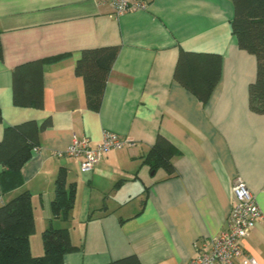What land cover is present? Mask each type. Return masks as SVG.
I'll return each mask as SVG.
<instances>
[{
	"label": "crops",
	"instance_id": "crops-1",
	"mask_svg": "<svg viewBox=\"0 0 264 264\" xmlns=\"http://www.w3.org/2000/svg\"><path fill=\"white\" fill-rule=\"evenodd\" d=\"M136 1L146 10L115 16L103 0H0V141L7 126L50 123L19 177L0 167V206L28 192L34 231L66 229L77 247L63 264L130 256L139 264H188L196 242L226 229L231 186L240 178L263 215L242 247L264 264V115L249 108L256 59L231 33V1ZM112 46L117 55L91 109L74 65L82 50ZM180 51L221 58L204 104L173 77ZM40 60L42 108L14 105V69ZM17 87L24 99L25 83ZM103 132L131 145L107 152L89 173L80 172L78 158L54 156L73 136L95 145ZM158 135L171 144L172 173L151 171L144 161ZM60 170L66 187L75 185L65 221L50 208Z\"/></svg>",
	"mask_w": 264,
	"mask_h": 264
},
{
	"label": "trees",
	"instance_id": "trees-1",
	"mask_svg": "<svg viewBox=\"0 0 264 264\" xmlns=\"http://www.w3.org/2000/svg\"><path fill=\"white\" fill-rule=\"evenodd\" d=\"M233 16L231 33L239 49L256 59V77L248 87V102L252 112L264 115V0H230ZM117 55V47L82 50L75 62L74 72L83 80L87 107L97 109L109 69ZM2 56L0 42V58ZM61 58H55L53 61ZM221 58L218 55L180 51L173 77L205 103L220 76ZM43 61L18 66L12 73L13 104L43 106ZM35 82L34 89L30 86ZM25 83L26 96L20 97L17 85ZM34 90V92H32ZM1 123V113H0ZM49 120L38 125L34 121L3 130L0 141V167L12 178L20 175L37 145L38 134L49 126ZM173 151L169 141L158 135L145 163L151 171L163 168L172 173L170 160ZM75 200V185L66 187L65 173L60 170L54 182V197L50 202L52 216L67 220ZM35 230L31 197L23 192L0 206V264H63V256L77 247L70 242L66 229L48 227L41 233L43 254L32 256L29 237ZM115 264H139L135 256L120 259Z\"/></svg>",
	"mask_w": 264,
	"mask_h": 264
},
{
	"label": "built area",
	"instance_id": "built-area-1",
	"mask_svg": "<svg viewBox=\"0 0 264 264\" xmlns=\"http://www.w3.org/2000/svg\"><path fill=\"white\" fill-rule=\"evenodd\" d=\"M111 4L115 16L128 12L146 10L145 2L136 0H103ZM131 144L111 132H103L100 142L92 145L87 137L73 136L70 145L63 152H54L56 158H78L81 173H89L109 151L122 149ZM232 206L227 216L226 229L207 241L196 242L195 255L188 264H257L242 247V241L263 219L255 196L240 178L231 186Z\"/></svg>",
	"mask_w": 264,
	"mask_h": 264
},
{
	"label": "rangeland",
	"instance_id": "rangeland-1",
	"mask_svg": "<svg viewBox=\"0 0 264 264\" xmlns=\"http://www.w3.org/2000/svg\"><path fill=\"white\" fill-rule=\"evenodd\" d=\"M29 241H31V243H32V252H31L32 256H35V257H37V256H41V255L43 254V247H42L41 233H40L39 231H34V232L30 235V237H29ZM36 248H38L39 250H41V251H39L40 254H37V255L33 254V253H34V249H36ZM36 251H37V250H36Z\"/></svg>",
	"mask_w": 264,
	"mask_h": 264
}]
</instances>
